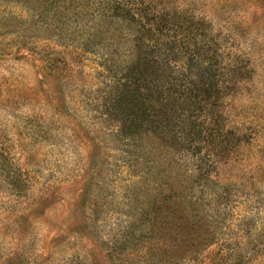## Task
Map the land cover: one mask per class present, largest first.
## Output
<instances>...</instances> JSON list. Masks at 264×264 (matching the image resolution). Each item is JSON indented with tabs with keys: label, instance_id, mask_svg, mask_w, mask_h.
Here are the masks:
<instances>
[{
	"label": "rangeland",
	"instance_id": "1",
	"mask_svg": "<svg viewBox=\"0 0 264 264\" xmlns=\"http://www.w3.org/2000/svg\"><path fill=\"white\" fill-rule=\"evenodd\" d=\"M96 1L83 0L88 16ZM127 1L145 24L136 34L148 46L142 70L150 81L149 46L160 34L150 26L160 40L204 34L217 41L222 67L210 73L214 82L221 76L219 86L227 81L216 110L219 130L231 134L209 148L190 132L210 108L199 98L153 117L147 89L109 93L104 62L118 70L134 62L130 15L122 19L118 10L109 25L79 34L53 17L54 4L37 15L0 0V264H264V0ZM185 58L173 51L169 67L158 61L172 77ZM132 111L161 120L155 132L142 121L136 155L117 133ZM174 164L188 184L198 180L191 196L202 206L190 214L173 212ZM159 184L168 191L156 194Z\"/></svg>",
	"mask_w": 264,
	"mask_h": 264
},
{
	"label": "trees",
	"instance_id": "2",
	"mask_svg": "<svg viewBox=\"0 0 264 264\" xmlns=\"http://www.w3.org/2000/svg\"><path fill=\"white\" fill-rule=\"evenodd\" d=\"M18 2L29 5V7L33 9L37 15H40L48 6L54 4L56 6L55 9L50 11L53 13V17L60 20L63 19L70 21V24L74 25V32L79 34H84L85 30H90L93 27L95 30L97 27L100 28V26L109 25L111 20L117 16L118 10L121 12L118 14V16L122 19H127V15H130L134 21H137V27L135 30H131L129 32V39L131 38V40L129 42L130 46H128L127 53L128 56L130 54L135 56L134 62L133 64L122 68L121 70H118L116 66H111V64L107 66L108 62H104V76L102 78V83L104 84V87L110 90L109 93L111 92L114 96L119 97L123 96V91L128 89H133L134 92L138 93H141V89H147L151 92V97L149 98L155 103V106H152L155 108L153 117L157 113V109H166L167 107L170 108L173 106L172 102L175 104L183 99H190V101H193L194 99L197 100L199 98L200 101H204L206 104H208L210 108L206 109V106L204 107L206 109H203L206 111V116H204L205 118L200 122H194L190 132L195 136H199L201 134L203 136V141L206 142V145L209 148L218 138H226L229 134H231L230 130H225L224 132L219 130L216 100H219L221 95L226 91V88L223 87V84L227 81L221 82V85L219 86L218 81L221 76H216L217 78L214 82L212 78L214 74L210 73L212 71H217L219 67H222V63L219 61L220 56L214 50L215 43L217 44V41L214 38L207 37L206 35L204 36V34H202V37L201 35H194V38L188 36V38L176 39V36H171L167 37L166 40H160L162 36L160 35V29L156 30L150 26L147 32L152 36H158V32L160 33L159 37L156 38L157 41L153 39L151 46H149L150 54H152L151 57L154 59V63H152L150 60L147 61V63L151 64L147 69V73H149L151 77H155L154 80L151 79L150 81V79L145 76L147 74H145L142 70V61L145 57L144 50L148 46L142 42L141 36L136 34L138 33L137 28H145V24L142 21L141 13L132 8L133 6L129 4L127 0H97L93 4L92 13L90 16L87 15V5L83 4V0H80V3L78 2L79 4L77 3L78 6L77 4L75 5V0H18ZM73 12L75 17H73ZM95 19H97V22H95ZM88 37H90V35ZM87 38L84 41H87ZM163 44L169 46L167 48H162L161 46ZM111 51L112 50L109 48L108 53H111ZM173 51L175 52L177 59L186 57L185 61H187V64L183 62L180 68H177L175 74L172 77H169L163 73V66L169 67L170 64L173 63ZM158 60H160L163 66L159 65L160 63ZM139 65H141L140 68ZM228 68L233 69L232 67ZM119 71H123V74H120ZM195 71L201 73L205 72V74L208 75V78L212 81L207 84L204 82V80L196 81L194 74ZM232 71L233 70H230L229 72ZM189 74H191V77H189ZM160 79L165 80L161 84L156 83L155 86V81ZM148 83H153L152 88L148 87ZM135 96L136 95L132 94L128 98L130 110L132 107L137 108V99ZM174 113L175 111L173 110L171 116L167 118L168 121L173 119ZM131 114L132 117H130V124L126 125L122 123L120 128H118L117 133L119 134V137L122 138L128 145L133 146V150L131 149L130 152L133 155H136L135 153H138L137 150L139 147V143L136 141V139L143 132H145L144 130L140 131L142 121H145V118L147 121H150L152 131L155 132V129L160 127L161 120L150 119L149 116L140 119L133 111ZM155 122H157L156 125ZM133 125H136V131L129 132L127 128ZM226 149V146H224V148L218 149L216 156L219 153L225 152ZM215 163L216 162L209 163L208 169H211ZM177 165L178 164L173 165V212H175V209H177L176 211L181 210L185 212V214H190V211L199 209V206L201 205L199 204V197L193 198V196H191L193 193L191 190L194 188L192 185L195 182L197 183L198 180H194L192 184H188L185 179L181 178L189 176H186L185 174L181 175L179 173V166ZM132 175L135 176V174ZM204 182L205 184L213 183L207 177L204 178ZM164 187L165 186H161V184H159L158 188H156V194L161 195L162 193H166L168 188L165 187L164 189ZM189 190L190 192H187ZM220 193H224V191L218 192L217 199L220 197ZM216 194V191H212L210 196L215 197ZM130 197L137 200L139 199L140 194L135 192L132 193ZM163 200H168V198H163ZM155 203L157 202H154L153 205H155ZM158 203H161V200H159ZM145 211L147 212V210ZM141 216H143V214ZM184 221L187 222V219ZM207 239L208 238L204 236L205 243H202V246L204 245L205 248L209 246ZM194 253L196 254V251Z\"/></svg>",
	"mask_w": 264,
	"mask_h": 264
}]
</instances>
